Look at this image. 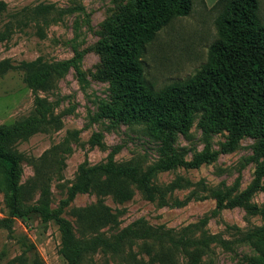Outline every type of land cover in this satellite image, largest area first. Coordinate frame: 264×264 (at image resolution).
Masks as SVG:
<instances>
[{
	"label": "rangeland",
	"instance_id": "374dc122",
	"mask_svg": "<svg viewBox=\"0 0 264 264\" xmlns=\"http://www.w3.org/2000/svg\"><path fill=\"white\" fill-rule=\"evenodd\" d=\"M0 2L5 6L0 12V33L5 37L0 41V63L6 62V67L1 68L4 70L0 69V124L31 115L36 98L47 100L52 115L60 121L58 129L36 133L15 145L26 158L20 165L19 183L24 185L33 177L32 162L44 151L58 146L57 159L61 164L52 175L49 207L54 215L68 220L78 236L71 215L73 208L87 207L98 200L91 193H78L69 199L68 188L81 166L105 162L114 147L120 148L114 154L115 161L136 159L144 167L166 159L172 152L181 153L186 162L207 151L218 152L215 160L198 167L179 165L155 175L153 183L160 187L177 177L203 184L167 194L166 205L147 200L139 191L123 204L114 203L110 197L101 200L112 211H121L119 229L143 220L152 227L178 231L205 219L203 229L215 241L208 245L200 264H256L258 252L246 235L264 226L260 215L246 213L240 207L217 208L211 193L232 189L234 195L252 183L263 161L258 140L245 135L233 151L221 152L228 132H205L200 108L193 113L185 134L177 131L151 134L146 130L147 120H125L118 115L101 49L110 42L109 29L115 28L124 14L134 13L136 0ZM191 2L188 16L173 19L145 47L141 57L144 78L154 89L192 76L206 62L208 47L217 38L214 23L218 10L212 8L214 4L206 6L203 0ZM38 5L53 6L54 12L46 22L30 17L21 20L24 12L27 14ZM257 6V16L264 24V0H257ZM36 59L45 63L68 62L66 73L48 92L32 90L22 82L21 63ZM192 192L196 197L184 205L171 204L174 200L184 201ZM37 199L38 193L34 192L25 205L35 206ZM250 203L263 206L264 191H256ZM60 242L59 228L53 220L43 222L34 212L8 216L5 197L0 192V264L19 256L29 243L35 246L43 264H65L58 253ZM87 259L93 264H116L101 251ZM178 264H186V259L178 256Z\"/></svg>",
	"mask_w": 264,
	"mask_h": 264
},
{
	"label": "trees",
	"instance_id": "16d2710c",
	"mask_svg": "<svg viewBox=\"0 0 264 264\" xmlns=\"http://www.w3.org/2000/svg\"><path fill=\"white\" fill-rule=\"evenodd\" d=\"M191 6V0H136L134 13L124 14L117 26L109 29L110 42L101 51L118 115L125 120H147L146 130L151 134L173 131L185 134L193 113L200 108L205 132H228L221 152L233 151L245 135L257 139L263 161L252 183L234 195L232 189H217L211 196L217 208L240 207L246 213L260 215L264 224V205L257 207L250 203L256 191H264V24L257 16V0L214 3L212 8L218 10L214 23L217 38L208 47L206 62L192 76L160 89H154L144 78L141 57L146 45L173 19L188 16ZM4 7L0 2V12ZM52 10V5H38L27 14L20 13L24 17L21 20L30 17L46 22ZM3 39L0 33V41ZM3 67L6 62L0 63V69ZM67 68L68 62L45 63L40 59L23 62L20 65L22 82L32 90L48 92ZM59 126V118L52 115L50 103L40 98L35 99L31 115L0 124V192L4 194L8 216H27L34 212L43 222L53 220L60 232L58 253L65 264H93L87 258L97 251L108 254L116 264H178V256L184 257L186 264H200L208 245L215 241L203 229L207 220L178 231L152 227L143 220L119 229L121 211H112L101 199L110 197L114 203L123 204L139 191L147 200L166 205L167 194L203 184H192L177 177L160 187L153 183L155 175L179 165L198 167L215 160L218 152L198 154L190 162L184 161L181 153L172 152L166 159L144 167L136 159L115 161L114 154L120 148L114 147L105 162L81 166L68 188L69 199L78 193H91L98 200L87 207L73 208L71 215L79 234L76 236L72 224L54 215L49 207L52 175L61 164L57 159L58 146L44 151L32 162L33 177L24 185L19 183L20 165L26 158L15 145ZM34 192L38 193L36 205L26 206ZM194 197L192 192L184 201L174 200L171 204L180 207ZM246 237L258 252L256 264H264V226L248 232ZM12 263L43 264L31 243L24 245L21 254L6 264Z\"/></svg>",
	"mask_w": 264,
	"mask_h": 264
},
{
	"label": "crops",
	"instance_id": "0c3cea01",
	"mask_svg": "<svg viewBox=\"0 0 264 264\" xmlns=\"http://www.w3.org/2000/svg\"><path fill=\"white\" fill-rule=\"evenodd\" d=\"M206 6H212L217 0H203Z\"/></svg>",
	"mask_w": 264,
	"mask_h": 264
}]
</instances>
